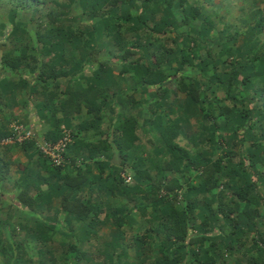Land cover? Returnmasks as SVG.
<instances>
[{"label":"trees","instance_id":"1","mask_svg":"<svg viewBox=\"0 0 264 264\" xmlns=\"http://www.w3.org/2000/svg\"><path fill=\"white\" fill-rule=\"evenodd\" d=\"M47 1L0 0V16L13 19L20 11L43 15ZM106 2L113 7L110 10V13L114 11L113 15H106L109 12L106 11L98 20L96 6L101 4L91 2L92 23L87 30H67L61 25L62 33L49 35L47 29L42 30L41 23H37L35 40L25 31L23 38L15 41V33L11 31L8 43L2 45L6 47L1 55L3 69L16 73L26 71L29 78L25 79V84L32 83V90L40 91L46 99L39 102V118L51 123V128L43 134V140L57 141L65 127L72 136L64 164L45 163L47 175L43 182L50 183L55 177L56 183L42 195L51 197L62 187L63 191L58 194L60 206L70 216L67 223L77 224L81 234L71 230V226L70 232H64L75 240L65 244L61 257L50 247L51 236L34 239L35 248L42 251L39 263L42 258H48V264H79L84 255L81 243L85 245L90 241L85 233L94 230L93 224L99 221L101 213L115 218L119 227L116 236L120 241H124L127 231L123 220L127 218L130 227L139 213L146 224L138 228L134 240L149 247L156 245L160 255L159 259L148 258L146 264H227L226 255L240 264H264V142L261 140L264 138V54H257L264 47V38L258 39L256 35L258 32L264 37V0ZM126 7H133L136 12L124 17L118 14L117 8L123 12ZM254 12L257 15L252 19L250 15ZM49 15V19L57 20L55 14ZM97 22L103 28H97L94 24ZM122 25H126L127 31L121 29ZM247 29L256 31L258 44L244 54L235 41ZM129 33L133 34L131 40H128ZM84 35L96 38L98 47L83 43ZM102 46L116 49L114 56L119 57L115 62L122 63L117 74H113L108 62L99 60ZM40 55H44V59ZM132 55L136 57L130 59ZM55 56L60 58L56 63L53 62ZM93 61H97L98 68L87 75L86 68L91 70L88 65ZM193 69L205 78L203 85L189 74ZM119 79L133 83L128 92L114 91ZM171 79L183 89L185 100L199 108L202 123L211 125L207 143L209 147L215 145L219 151L213 158L202 154L205 150L202 146L195 145L194 149L192 145L180 143L181 121L176 120L174 110L170 111L172 115L162 109L176 95L165 97V87ZM135 93H139L140 99L135 98ZM142 97L150 101L147 112L151 118L145 120L146 123L142 120L144 110H140L139 116L132 110V105L143 103ZM255 116L256 120H252ZM138 117H142L141 123ZM224 118L236 122L234 135L230 137L222 132L216 134L217 128L225 126V121L220 120ZM88 131L99 133V140L85 143L84 135ZM257 133L262 134L261 139L256 137ZM12 134L13 130L0 126V140ZM245 135L255 140L243 148ZM36 141L32 138L15 143L29 149L37 148ZM84 147L88 148V154L83 158L85 171L82 172L76 162ZM113 154L119 157V169L109 161ZM66 157L70 159L69 164ZM182 161L199 172L205 194L215 198V204L202 207L203 217L199 222L188 214L193 208L194 195L191 194H196L197 186L187 184L190 194L185 204H173L182 191V182H187L186 177L180 179V167L174 168L173 162ZM40 162L41 159L38 164ZM8 165L7 162L1 165V179ZM16 166L20 167L21 163ZM227 166L229 177L235 181L231 196L225 195V187L230 183L224 172ZM127 169L134 172L131 186L124 184L123 173ZM152 169L156 170L155 178L150 174ZM84 183H89L90 187L95 185L98 190L91 187V192L84 197L81 188ZM101 190L108 191L110 207L117 206L121 210L110 213L103 207L99 199ZM94 192L96 197H92ZM131 192L138 194L131 197ZM122 195L127 200L118 199ZM19 199L29 210L43 206L29 190L22 191ZM219 217L231 228L229 233L218 228ZM241 218L249 229L254 226L253 235L249 236L244 225H239ZM258 223L260 230L256 228ZM50 229L55 230L56 226ZM234 239L238 245H234L235 241L227 243ZM27 240L25 237L13 240V257L26 256L25 247L21 245ZM130 241L126 242V248ZM196 244L197 248H190ZM188 247L189 255L185 256L181 250ZM124 252L125 249L119 253L120 259ZM245 253L251 255L247 262L240 257Z\"/></svg>","mask_w":264,"mask_h":264},{"label":"rangeland","instance_id":"2","mask_svg":"<svg viewBox=\"0 0 264 264\" xmlns=\"http://www.w3.org/2000/svg\"><path fill=\"white\" fill-rule=\"evenodd\" d=\"M94 2L96 4H101L100 6L97 5V11L95 12V14L98 15V17H96L98 20L101 16H99L100 14H104L106 11H109L108 16L113 15L114 11L110 10L113 8L112 6H110V4H108L106 2V0H48L47 3L44 4V11L45 13L39 14V12H18L17 16H15L13 19H8V17H2L0 16V84L4 81L7 80L8 85L10 86H6V90L2 91L4 92V98L5 96V92H7L10 87L12 85H16L15 89L13 88L14 91H21V95H22V99L19 101L20 103L24 104L21 108L25 109V111H28V105L33 104V106L36 108V105H34L36 102L37 104H40L39 102L41 101H45V97L42 93H40V91H33V87L31 85H33L32 83H30V85H26L25 84V79L29 78V76L27 77V72L26 71H20V72H13V71H7L4 70L1 64V59H2V53L3 50H5L6 47H3L2 45L4 43H8V39L7 36L8 34L12 31L15 33V41L16 40H21V38H23L24 36V32L28 31L30 34H32V38H34L35 40V26L37 23H41V28L42 30L47 29V32L49 33V35L51 33L54 34H59L62 33V26H64L65 29L68 30V28H73V31H75L76 28H81L84 30L88 29L89 24L92 23V19L90 18V12L91 10L89 9L90 3ZM214 3L218 2V0H213ZM240 3V2H238ZM121 4V3H120ZM119 4V6H120ZM160 6V5H159ZM162 7H164L162 5ZM94 9V8H93ZM86 11V13H84V11ZM117 10L119 11L118 14H122L123 17L126 16L127 14H129L130 12H136V9L133 7H126L125 9H123V12H121L118 8ZM1 12V10H0ZM88 12V13H87ZM117 12V11H116ZM161 13L163 11H160ZM51 15H56L57 20H51L49 19L48 16ZM59 14V15H57ZM233 15V14H232ZM256 13H251V18L254 19L256 17ZM229 18V17H228ZM230 18H232V16H230ZM222 19V18H221ZM3 23V24H2ZM2 24V25H1ZM96 24V27H102L99 24V22L94 23ZM62 25V26H61ZM230 26V25H228ZM103 28V27H102ZM121 29H124V31L126 30V25H122ZM60 30V31H59ZM129 32V31H128ZM255 33L256 31L253 29H247L244 32H242L240 35L237 36V39L235 41V45L241 50V53L244 54H248L250 52V50H252L255 46H257V40H255ZM257 37L259 38H264L263 34H258L257 32ZM95 36V34H94ZM90 37H92L90 39ZM133 38V34L129 33L128 36V40H131ZM82 42H88L89 45L93 48L98 47L97 45V39L93 38V36H89V35H84L82 36ZM117 42V41H114ZM97 45V46H95ZM100 47V46H99ZM116 49L113 48V46L111 47V49L108 46H102L99 52V60H103V62L105 63H109V65H111L113 68H116V70H114L116 73V71H119V68L122 66V63L120 62H115L117 60V58L119 57V55H116ZM54 54V52L52 53ZM257 54L259 56H261L262 54H264V47L259 49L257 51ZM240 56V55H239ZM263 56V55H262ZM44 55H40L41 59H44ZM134 55H132L130 57V59H133ZM238 57V56H237ZM241 57V56H240ZM246 58V57H245ZM60 58L59 57H54V61L53 62H57L59 61ZM97 61H93L91 64L92 65H88L91 66V71L87 72V75H91L92 74V70H94L95 68H98ZM118 68V69H117ZM87 70V68H86ZM113 70V69H112ZM188 70V69H187ZM189 72V71H188ZM189 74L191 76H193L194 78H196L195 80L199 81L200 83H202V85L204 84L203 81H205V78H202L201 74L198 73V70L193 69L189 72ZM24 79V80H23ZM118 80V85L114 88V91H122V92H128L125 89L127 88V80ZM37 86V85H36ZM132 86V83L129 85ZM1 85H0V116L1 114L4 112L6 113L8 111V109L11 110L10 115L13 118L12 122L8 125V130H14L15 126L18 125H22V127L20 128V130L23 128V130H30L32 132H34V136L32 138L36 139V146L37 148L34 147H29L30 151L32 152H36L39 154V156H41V158L49 163V159L47 156H45L42 151L40 150V147H38V144H42L43 142H48L49 140H43V135L38 134V130L35 128V126L31 123L27 122V119H22L20 118L18 115V110L15 109V106L19 105H15L12 107H7L6 111H1L2 109H4V104L1 100ZM166 94L165 97L169 98L171 95H174V97L170 100V104H167L166 107H163L162 109L165 111V113L167 114H172L170 111L174 110L175 111V117L176 120H180L181 121V128H180V143L182 144H187L192 145V147L195 149V145L197 146H202L205 148L204 152H202L203 155H207L209 158H213L214 156L219 154V151H217V148L214 147H209L208 143H207V137L208 135L211 133L210 131V124H205L202 123V119H201V112L199 110V108L194 104V103H190L189 100H185V94L183 93V89H181L180 87L177 86L176 81L174 80H168V84H166ZM25 90V91H23ZM140 97V95L136 94L135 98L138 99ZM40 99V100H39ZM172 100V101H171ZM150 103V101H148ZM145 104L148 109V103ZM175 103V104H174ZM154 104V103H153ZM156 105V103H155ZM151 106V105H150ZM143 105L141 106V108L143 109ZM37 109V108H36ZM40 109V108H39ZM121 109V107H120ZM151 109V108H150ZM159 109V107H158ZM48 111V110H47ZM47 111H45L47 113ZM41 112V110H40ZM29 115V112H28ZM26 115L28 118L29 116ZM146 118H151V114L149 113V111L147 113H145ZM18 116V118H17ZM4 119V117H3ZM6 120V119H5ZM222 121H225V126L224 127H220L216 129V134H218L219 132H222L224 135H227L228 137L234 135V129L236 127V122L233 119H220ZM252 120H256V116L252 119ZM47 126H45L44 128H46ZM247 127V125L245 126ZM62 128V127H61ZM5 129V128H3ZM66 131L69 132V130L67 129V127L64 128ZM262 134L257 133V138L261 139ZM247 140H244L243 143V148L247 147L249 145V143L254 139L249 138V135H245ZM219 137V136H218ZM30 138V139H32ZM72 138V137H71ZM143 139L145 140L146 138L143 137ZM218 142L220 144H222L223 142L221 141L220 138H217ZM264 142V138L261 139ZM143 141V140H142ZM17 144H19L20 142L16 141ZM16 143H8V145H15ZM191 143V144H188ZM6 144V143H5ZM5 144H1L0 146H4ZM218 144V143H217ZM70 145V144H69ZM68 145V146H69ZM18 146V145H17ZM218 146V145H217ZM23 148V147H22ZM191 148V147H190ZM191 148V149H193ZM28 148L25 150H29ZM36 155V154H34ZM261 156H263V153L260 154ZM25 156V155H24ZM260 156V158H261ZM31 157V156H29ZM26 157H22V159H25ZM112 158V157H111ZM110 158V162L113 164V166L115 168H120L119 164V157L117 155H115L113 157V159ZM196 160L198 159V156L194 157ZM114 161V162H113ZM2 160L0 159V164H1ZM51 163V162H50ZM174 163V168H179L178 174H182V176L180 177V179L182 180L183 177H186V181L185 184L184 182H182L183 186H182V191L179 193V195L177 196V199L173 202L174 205H183L185 204L188 195L190 194L189 191L186 190V186L187 184H192L194 186H197L196 192L194 190V192L196 194H192L194 195V201L192 202L193 204V208L189 209V216L190 218H192L193 220H195V222H199L202 217H203V209L202 207H206L208 204H215V198L214 197H207V195L205 194L204 191V186L201 185V176L199 175V172L197 170H195L189 163H186V161H182V162H173ZM10 167V166H9ZM82 170H84V167H81ZM228 166L225 169V175L226 178L229 180L230 183H228L229 186L225 187V195H230L232 194L233 191V187L235 186V181H233V179L231 177H229V169H227ZM95 170H93L92 174H95L94 172ZM107 171V170H106ZM105 171V174H106ZM9 173L8 175L11 177L13 175V173L11 174L9 171L7 172ZM121 173V172H120ZM133 170L127 169L125 171V173H123V177L124 179V184H127V186H131L134 184V179H133ZM170 173V172H169ZM151 176H153L155 178L156 176V170L152 169L150 171ZM184 174V175H183ZM9 179V178H8ZM238 180L237 179V184H238ZM12 181V180H11ZM10 181V182H11ZM32 181V180H31ZM26 183H30L29 181H25ZM33 182L37 185H39V188L37 185H35V191L36 192H41L42 190L40 189V186L42 188L43 185V181L41 180H33ZM42 183V184H41ZM56 183V178H52L50 180V186L51 184H55ZM4 184V180H1L0 178V185L2 186H7V185H3ZM11 184V188L13 186V182L10 183ZM44 184H49V183H44ZM45 185V186H46ZM99 186V184H98ZM92 187V186H91ZM91 187L89 183H84L82 185V191L84 194V197L87 196L90 192H91ZM1 188V186H0ZM7 189L4 188L5 191H3L5 197L9 200H14L16 198V192L14 191V189ZM7 189V190H6ZM93 189V187H92ZM49 190V189H48ZM184 190L185 193H184ZM63 191L62 187H58L57 190L52 193L53 197L55 198V200H59L60 198L58 197V194H60ZM32 192V191H31ZM46 192V191H45ZM108 191L103 192L100 194V200H102V204L103 207L107 208V210L111 213L114 210H121L120 208H118L117 206L115 207H110V203H109V197L110 195H108ZM138 193L135 192H131V197H135L137 196ZM264 194V191H263ZM93 195V196H92ZM91 196L92 197H96V193L94 192ZM118 199L120 200H127L125 195H122L121 197H119ZM229 201V199H227ZM14 202V201H13ZM92 203V202H91ZM132 203V202H131ZM238 204L235 205V207L237 208ZM8 207V206H7ZM7 207L3 204H0V264H48V258H42L40 260V263L38 261V256L41 254V250L40 249H36L34 246V239H36L37 237H43V236H51V245L50 247L53 249L55 255L57 257H61L63 254V250L65 248V244L70 240V241H74L75 238H71L69 235L70 234H65L70 232V230H66L67 228V224L62 221L63 220V215L59 214L58 216H56V222L55 225L56 227H58V229L56 230H51L50 229V225L48 224V213L47 212H43V210H40V213L37 214L34 213V211L31 210H25L24 213H20L21 210L19 209V211L17 212H12V214H8L9 212L7 211ZM165 208V207H164ZM166 210V209H165ZM23 211V210H22ZM39 211V210H38ZM43 212V213H42ZM51 214V213H50ZM52 218V217H51ZM67 222L69 223L70 221V216L66 217ZM72 224V223H71ZM123 224H127L124 227L127 228V231L123 237L124 241H120V239L116 236L119 233V227L116 224V220L113 216L110 217H104V213H101L99 215V221L94 222L93 224V229L92 231L85 233V237L89 238V242H85V245H82L80 248L84 249V255L82 256V258L78 261L79 264H112L113 263H117V264H146L147 263V259L148 258H155V259H159L160 255L157 252V247L156 245H152V247L148 246L147 244H138L137 241H135L134 239H136V234L138 232V228H141V226H145V221L143 220L142 216L138 213L134 219V223H132L130 225V227H128L129 221L126 219L123 220ZM239 225H244V228L248 230L249 232V236L254 234V226L251 227L249 229L247 222H245V219L241 218L239 219ZM218 227L219 229L223 230L224 233H229L231 231V228L228 227L227 224H225L224 220L222 218H218ZM260 224L258 223L256 225V228H258L260 230V228H262L260 226ZM62 228L65 231H61ZM73 229L76 230L77 234H81L80 227L75 224L73 222ZM71 228V230H72ZM98 231V234H95V232ZM65 232V233H64ZM63 234L66 235V237H63ZM84 235V234H82ZM27 236V237H26ZM28 238L29 240H27V242H24V244H22V247H25V253L26 256L23 257L21 254V257L17 258V257H13V240H15V238L20 239V238ZM32 240V241H31ZM131 240V241H130ZM225 240V239H224ZM236 239L231 240L229 243H233ZM131 242L130 245L128 246V248H126V242ZM122 242L123 245H120ZM226 242V241H225ZM207 242L204 244L206 245ZM120 245V246H119ZM234 245H238V241H235ZM115 246V247H113ZM198 244H196L195 246L192 245L190 246V248H197ZM123 249H125L124 252V256L122 257V259L119 258V253L121 251H123ZM189 247L186 249H182L181 252L183 253V255H189ZM71 255L73 256V253H71ZM70 255V256H71ZM107 256V257H106ZM250 254L245 253L240 255V257L245 260L247 262V259L250 258ZM202 258H204L203 254L201 255ZM225 258L227 259V264H240L237 261H235V258H232L230 256H225ZM112 260V262L110 261Z\"/></svg>","mask_w":264,"mask_h":264},{"label":"crops","instance_id":"3","mask_svg":"<svg viewBox=\"0 0 264 264\" xmlns=\"http://www.w3.org/2000/svg\"><path fill=\"white\" fill-rule=\"evenodd\" d=\"M112 69H113L112 70L113 74L118 73V71H116V73H114L115 72L114 70H116V68L112 67ZM89 71H91V70H89ZM89 71L86 70V72H89ZM121 80H123V79H121ZM7 82H8L7 80H4L0 84L2 86L1 87V100H2L3 104L5 105L4 109H2L1 111L2 112L6 111L7 107H12V106L19 104V105L15 106V109L18 110L17 111L18 115H20L19 117L22 119H24V118L27 119V122L31 123L32 126L34 125L35 128L39 131L38 134L43 135L45 132H47V130L49 128H51V126H50L51 123H49L47 120L39 118L40 104H37V102L34 104V105H36L37 109L33 106V104H30V105H28V109H29L28 111H25V109L21 110V108L24 104V101H23V103L19 102L22 99V95H21V91H18V90L14 91L13 90V88L15 89V87H16L15 83H14V85H12L10 87V89L7 92H5L6 97L4 98V96H3L4 92H2V91L6 90V88H7L6 86L8 85ZM127 83H128V85H127V88L125 89L126 91L130 87L133 86V83L130 80H128ZM131 83H132V86H129ZM117 85H118V81H117V83H115L113 88H115ZM8 86H10V85H8ZM23 91H25V90H23ZM119 92L122 93V91H119ZM136 94L139 95V93H135V95ZM143 98H144L143 103L140 104V102H139V103L132 105V110L134 111L135 114H137V116H139L138 114H139L140 110H142V111L144 110L142 112V115H143L142 117H144V118L142 119V117H138L139 123L142 122L140 119L144 120L143 123H146L145 120H147L146 115H145V113H147V108H146L147 106L145 105V104H147V98L142 97V100H143ZM138 99H140V97ZM142 105L144 106L143 109L141 108ZM10 112H11V110L8 109V111L6 113L3 112L1 114L0 126L2 128L7 129L8 128L7 124H10L12 122L13 118L11 117ZM28 112H29V115H28ZM26 115H28L29 118ZM3 117H4V119H3ZM17 118H18V116H17ZM114 121H115V118L111 119V122H114ZM45 126H47V127L44 128ZM88 132L89 133L87 135H84V142L85 143L97 142L99 140V138H100L99 133H97L95 131L94 132L88 131ZM87 150H88V148L84 147L80 151V155H79L80 157L77 159V162H76L80 167H85L83 164V158L88 154ZM34 154H36V155H34ZM29 156H31V157H29ZM114 156H115V154L112 155L111 159H113ZM22 157H26V158L22 159ZM68 157H66V161L69 164L70 159ZM0 159L2 160V162L0 164V169H1V165L4 164L5 162L9 163L7 170H5V172H4L5 176L3 175V178L1 179V180H4L3 185H7V186L0 185L1 186V188H0V204L1 205L4 204L6 207L8 206L7 211H6V212H9L8 214H12L13 211L17 212V211H19V209L21 210L20 213H24L25 210H29L27 205H23V202L20 201V199H19V195L21 194L22 191L29 190V194H31V196L33 198H35V201H37L40 204H43V206L38 207L37 209H35V207L33 209H31L32 211H34V213L37 212V214H38V213H40V210H43V212H47L48 215H50V216H48L49 217L48 218V224L51 227L55 225L56 216H58L59 214H62L63 215L62 221H64L67 224L66 230H68L70 228V226L72 228L73 224L67 223L66 217H68V213L66 211H64L62 209V207L60 206V199L55 200L53 195L51 197H49L47 195H42L43 193H45V191L46 192L48 191V189L50 188V183L46 185L43 182L42 188L40 186V189L42 191L41 192L35 191V185H37V184H35L33 182V180L43 181V177L47 175L46 170H45V163H47V162H45L39 156L38 153H36V152L34 153V152L30 151V149L25 150L24 148L17 146V145L16 146L15 145L14 146L13 145H4V146H0ZM39 159H41V162L39 163L41 165L38 164ZM17 163H19V164L21 163V166L20 167L16 166ZM80 170L82 172L85 171V169L84 170L80 169ZM8 171L11 174L13 173V175L11 177L8 175L9 174V173H7ZM92 173H93V171H92ZM0 178H1V175H0ZM26 180L29 181L30 183H26L25 182ZM10 181L14 183L12 188H11V184H10L11 182ZM37 186L39 188V185H37ZM92 187L95 188V191L98 190L97 186L93 185ZM4 188L14 189V191L16 192V198L14 200L7 199L3 193V191H5ZM103 192H105V191L101 190V193H103ZM56 229H58V227H56ZM60 229H61V231H65L62 228H60Z\"/></svg>","mask_w":264,"mask_h":264},{"label":"built area","instance_id":"4","mask_svg":"<svg viewBox=\"0 0 264 264\" xmlns=\"http://www.w3.org/2000/svg\"><path fill=\"white\" fill-rule=\"evenodd\" d=\"M22 125L15 126L13 130V134L8 136L7 138L1 139V144H8L13 142H22L25 139H30L34 136V132L30 130H20ZM72 136L70 132L63 129V136L59 138L57 141H48L43 142L42 144H38L42 153L48 157L49 161L54 166H61L65 161V154L67 152V147L72 142Z\"/></svg>","mask_w":264,"mask_h":264}]
</instances>
